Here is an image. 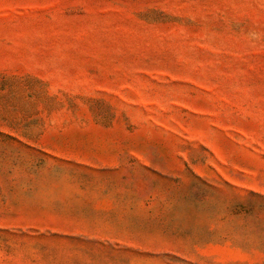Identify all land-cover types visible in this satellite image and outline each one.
<instances>
[{"label":"rangeland","instance_id":"1","mask_svg":"<svg viewBox=\"0 0 264 264\" xmlns=\"http://www.w3.org/2000/svg\"><path fill=\"white\" fill-rule=\"evenodd\" d=\"M0 264H264V0H0Z\"/></svg>","mask_w":264,"mask_h":264}]
</instances>
